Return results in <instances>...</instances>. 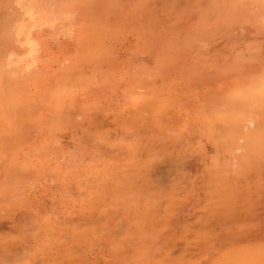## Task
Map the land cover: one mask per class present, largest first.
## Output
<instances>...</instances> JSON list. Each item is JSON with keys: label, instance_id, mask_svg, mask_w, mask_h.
Returning <instances> with one entry per match:
<instances>
[{"label": "rangeland", "instance_id": "1", "mask_svg": "<svg viewBox=\"0 0 264 264\" xmlns=\"http://www.w3.org/2000/svg\"><path fill=\"white\" fill-rule=\"evenodd\" d=\"M39 12V62L0 75V264H229L264 246V0Z\"/></svg>", "mask_w": 264, "mask_h": 264}, {"label": "crops", "instance_id": "2", "mask_svg": "<svg viewBox=\"0 0 264 264\" xmlns=\"http://www.w3.org/2000/svg\"><path fill=\"white\" fill-rule=\"evenodd\" d=\"M43 2L44 0H0V75L16 71L23 76L25 52L34 54V63L39 62V11Z\"/></svg>", "mask_w": 264, "mask_h": 264}, {"label": "bare ground", "instance_id": "3", "mask_svg": "<svg viewBox=\"0 0 264 264\" xmlns=\"http://www.w3.org/2000/svg\"><path fill=\"white\" fill-rule=\"evenodd\" d=\"M261 11H262V10H261ZM262 86H264V78H263V85H262ZM262 88H263V87H261L260 89L262 90ZM261 90L259 91V92H260V95L258 94V92H257V94L260 96V99L262 100L263 96H261V95H264V94H263V93H264V91H263L264 89H263L262 91H261ZM261 93H262V94H261ZM263 99H264V98H263ZM262 102H263V103H262ZM261 104H262V105H261ZM263 105H264V100L260 101V105H259V106L262 107ZM261 107H259V110H260ZM263 107H264V106H263ZM257 109H258V108H257ZM262 109H263V108H262ZM261 111H262V110H261ZM258 115H259V114H258ZM260 115H261V114H260ZM262 115L264 116V114H262ZM262 123H263V121H261V124L259 123V124H260L259 126L262 127ZM263 127H264V124H263ZM257 128H258V127H257ZM259 129H260V128H259ZM259 129H258V131H257L258 133H259ZM256 130H257V129H256ZM260 130H261V129H260ZM262 130H263V131H261V132L263 133V132H264V128H263ZM257 135H258V134H257ZM257 135H256V136H257ZM263 135H264V133H263ZM260 136H261V135H260ZM256 138H258V137H256ZM263 141H264V140H263ZM261 143H262V141H261ZM261 143H260V145H262ZM263 143H264V142H263ZM254 145H255V143H254ZM221 146H222V145H221ZM222 147H223V146H222ZM249 148H250V147H248V149H249ZM256 148H259V147H256ZM219 149H221V148H219ZM250 149H251V148H250ZM253 150L255 151V148H254ZM253 150H252V153H254ZM249 151H250V150H249ZM247 152H248V151H247ZM247 152L245 153V155L247 154ZM258 152H259L260 155L264 153L263 151H262V152H263V153H262L260 150H258ZM220 153H221V152H220ZM257 154H258V153H257ZM254 155H256V151H255V154H254ZM258 156H259V155H258ZM258 158H259V157H258ZM258 158H256V160H258ZM261 158H262V157H261ZM261 162H262V161H261ZM263 163H264V162H263ZM263 163H262V165H263ZM263 166H264V165H263ZM260 168H261V167H260ZM263 168H264V167H263ZM219 169H220V168H219ZM220 170H221V169H220ZM224 170H225V169H224ZM227 170H228V169H227ZM227 170H225V171L227 172ZM259 170H260V169H259ZM262 170H263V169H262ZM227 173H228V172H227ZM218 175H219V174H218ZM262 176H263V175H262ZM216 177H217V176H216ZM257 178H258V177H257ZM260 178H261V177H260ZM215 179H216V178H215ZM220 179H221V178H220ZM210 181H211V180H210ZM213 181H214V180H213ZM223 181H224V180H223ZM262 181H263V180H262ZM211 182H212V181H211ZM211 182H209V183H211ZM255 182H256V181H255ZM218 183H219V182H218ZM206 184H207V183H206ZM211 184H212V183H211ZM203 185H204V184H203ZM226 185H227V184H226ZM227 187H228V186H227ZM227 187H226V188H227ZM242 187H243V186H242ZM207 188H208V187H207ZM224 188H225V187H224ZM252 188H253V187H252ZM247 189H248V186H247ZM260 189H262V188H260ZM252 190H253V189H252ZM247 191H250V190H247ZM255 192H256V191H255ZM253 193H254V192H253ZM224 194H225V196H222V199H224V198L226 197V195L228 196L227 192L224 193ZM250 194H251V193H250ZM220 195H222V194H220ZM215 196H216V195H215ZM223 197H224V198H223ZM220 198H221V197H220ZM222 199H220L221 202H224V201H225V203H226V201H227V203H228V200H225V199H224V201H223ZM227 199H228V198H227ZM216 201H217V200H216ZM247 201H248V200H247ZM247 201H246V202H247ZM227 203H226V204H227ZM233 203H234V202H233ZM253 203H254V202H253ZM238 204H239V203H238ZM226 206H227V205H226ZM223 208H224V207H223ZM178 209H179V208H178ZM206 213H207V212H206ZM257 240H258V239H257ZM262 240H263V239H262ZM259 242H260V241H259ZM248 243H249V242H248ZM250 243H251V242H250ZM255 243H256V242H255ZM243 245H244V244H243ZM254 245H255V244H254ZM255 246H256V245H255ZM258 246H259V247H257L258 249L255 248V249H252V250H256V251H257V250H259V251L261 250L260 253H259V251H258V253H257L256 251H254V252H256L257 254H261V255L258 256V255L255 254L254 252H252V253H254V255L258 256L259 258H261V256H262V258L259 259V258L256 257V256L254 257V255L250 252V253L253 255V257H252V258L250 257L249 259L258 258V259H256V260H257V261L260 260V262H261L262 260H264V259H263V257H264V255H263V254H264V246L262 245V242H261V246H263V247H261L260 245H258ZM249 247H251V246H248V248H249ZM260 247H261V248H260ZM227 248H228V247H227ZM251 248H252V247H251ZM259 248H260V249H259ZM262 249H263V250H262ZM222 250H223V248H222ZM242 250H243V251L246 250L248 253H245V255H244V252H241V254L243 253V255H240V257H239L240 260H237V259H236L237 257H236V256H233L232 258L235 257V259H233L235 262H234L233 260H232V261L230 260L231 262H229V264H231V263H233V262H234L233 264H236V263L238 264V262H240L239 264H243V263H244L243 260L245 261L244 264L247 263V261H248V260H247L248 257L251 256V255L249 254V251H252V250H248L247 247L244 248V249H242ZM242 250H241V251H242ZM213 251H214V250H213ZM216 251H217V250H216ZM246 251H245V252H246ZM218 252H219V251H218ZM225 252H228V249H227V251L225 250ZM239 252H240V251H239ZM262 252H263V253H262ZM219 254H220V252H219ZM222 254H223V253H222ZM238 254H239V253H238ZM246 255H249V256L246 258ZM219 256H221V254H220ZM222 256H223V255H222ZM222 256H221V257H222ZM224 256H225V255H224ZM227 256H228V255H226L225 257H227ZM237 256H239V255H237ZM243 256H244V257H243ZM242 257H243V258H242ZM218 258H219V257H218ZM241 258H242L243 260H242ZM245 258H246V259H245ZM223 260H224V259H223ZM225 260H226V259H225ZM227 260H228V259H227ZM236 260H237V262H236ZM241 260H242V262H241ZM213 261L215 262V260H213ZM253 261H254V259H253ZM257 261H255V263H257ZM216 262H217V261H216ZM220 262H221V259H220ZM260 262H259V263H260ZM255 263H254V264H255ZM259 263H257V264H259ZM222 264H223V261H222ZM224 264H225V261H224ZM248 264H253V263H252V262H248ZM260 264H264V261L261 262Z\"/></svg>", "mask_w": 264, "mask_h": 264}]
</instances>
